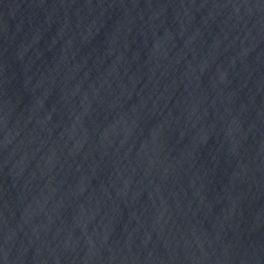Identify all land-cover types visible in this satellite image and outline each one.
Wrapping results in <instances>:
<instances>
[{"label": "water", "instance_id": "water-1", "mask_svg": "<svg viewBox=\"0 0 264 264\" xmlns=\"http://www.w3.org/2000/svg\"><path fill=\"white\" fill-rule=\"evenodd\" d=\"M0 264H264V0H0Z\"/></svg>", "mask_w": 264, "mask_h": 264}]
</instances>
